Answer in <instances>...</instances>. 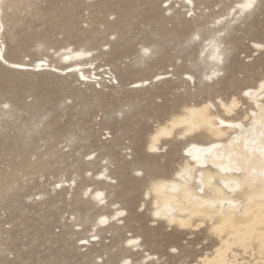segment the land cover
Segmentation results:
<instances>
[{"label": "rangeland", "instance_id": "374dc122", "mask_svg": "<svg viewBox=\"0 0 264 264\" xmlns=\"http://www.w3.org/2000/svg\"><path fill=\"white\" fill-rule=\"evenodd\" d=\"M192 1L0 0L7 60L91 75L0 58V264H195L215 248L206 225L155 218L147 194L210 136L164 138L157 151L147 142L187 106L237 96L238 114L250 107L242 91L264 77V48L252 46L264 45V0L242 13V0ZM65 49L84 55L64 62Z\"/></svg>", "mask_w": 264, "mask_h": 264}, {"label": "bare ground", "instance_id": "6f19581e", "mask_svg": "<svg viewBox=\"0 0 264 264\" xmlns=\"http://www.w3.org/2000/svg\"><path fill=\"white\" fill-rule=\"evenodd\" d=\"M183 1L194 8L192 0ZM253 3L254 0H242L239 12ZM3 25L0 15V26ZM209 46V56L220 60L218 42L211 40ZM252 46L256 50L264 48L257 41ZM65 50L61 54L64 62L84 55L82 50ZM0 58L20 70L76 72L80 79L91 80L81 64L59 67L47 58L10 61L1 46ZM146 83L137 81L134 86ZM242 96L250 107H244L241 114L238 110L243 104L237 96L226 101L219 98L218 104L208 101L184 106L182 113L172 114L159 124L147 142L148 150L157 151L164 138L195 132L210 136L206 142H189L184 165L170 178L152 180L147 188L155 218L182 229L196 230L206 225L208 234L216 239L212 252L200 256L195 264H264V77L256 86L244 89ZM221 112L238 116L229 119ZM102 196L101 191L94 194L97 200ZM99 217V224L106 222V217Z\"/></svg>", "mask_w": 264, "mask_h": 264}]
</instances>
